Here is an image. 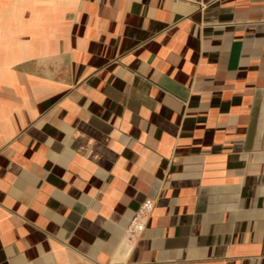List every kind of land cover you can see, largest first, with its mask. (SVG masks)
<instances>
[{"label": "crops", "instance_id": "1", "mask_svg": "<svg viewBox=\"0 0 264 264\" xmlns=\"http://www.w3.org/2000/svg\"><path fill=\"white\" fill-rule=\"evenodd\" d=\"M0 264H264V0H0Z\"/></svg>", "mask_w": 264, "mask_h": 264}, {"label": "built area", "instance_id": "2", "mask_svg": "<svg viewBox=\"0 0 264 264\" xmlns=\"http://www.w3.org/2000/svg\"><path fill=\"white\" fill-rule=\"evenodd\" d=\"M154 208V201L152 199H145L140 204L137 213L130 221L127 231L129 235L134 236L140 234L144 230L146 219L152 214Z\"/></svg>", "mask_w": 264, "mask_h": 264}]
</instances>
